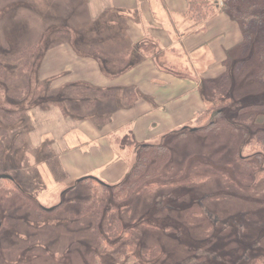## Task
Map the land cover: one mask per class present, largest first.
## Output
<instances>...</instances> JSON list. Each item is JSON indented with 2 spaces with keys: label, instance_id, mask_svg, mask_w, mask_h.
I'll use <instances>...</instances> for the list:
<instances>
[{
  "label": "rangeland",
  "instance_id": "374dc122",
  "mask_svg": "<svg viewBox=\"0 0 264 264\" xmlns=\"http://www.w3.org/2000/svg\"><path fill=\"white\" fill-rule=\"evenodd\" d=\"M226 1L218 9L212 1L194 0L192 9L203 23L217 13L235 19L232 6L241 8L244 2ZM105 6V0H0V174L14 178L0 180V264H128L129 241L136 243L134 264H264V28L259 24L247 43L241 34L239 44L221 61L218 77L197 75L204 109L183 126L170 129L163 122L168 134H152L151 142L136 141L119 128L120 135L112 138L114 163L126 161L128 171L110 184L131 182L128 175L139 161L146 163L142 176L158 174L125 199L121 187L109 191L98 207L104 191L94 192L96 185L78 181L62 163L64 155L89 145L64 144L63 135L73 119H95L91 111L77 110L85 107L79 100L85 93L115 106H130L142 95L130 93L126 99L115 90L95 93L84 85L77 91L67 85L73 75L107 74L106 37L124 34L109 28L105 19L90 21L96 16L88 11L96 14ZM235 20L243 32L242 20ZM138 50L140 61L152 51ZM105 56L115 69L131 68L114 62L115 54ZM189 57L192 66L183 64L185 76L195 77L189 75L192 68H205L211 61ZM144 69L151 71L148 64ZM173 76V87L179 78L183 83V75ZM60 84L66 86L54 88ZM216 109L223 111L216 121L228 124L201 130L208 121L197 118ZM160 145L170 154L159 166L161 155L153 151ZM117 225L131 232L129 240L112 236ZM154 247L159 252L148 256Z\"/></svg>",
  "mask_w": 264,
  "mask_h": 264
},
{
  "label": "crops",
  "instance_id": "0c3cea01",
  "mask_svg": "<svg viewBox=\"0 0 264 264\" xmlns=\"http://www.w3.org/2000/svg\"><path fill=\"white\" fill-rule=\"evenodd\" d=\"M105 1L106 6L100 7L99 13L91 11L90 14L88 11L89 16L92 14L96 16V18L91 16L90 21L95 19V22L98 20L103 22L105 19L109 28H115L117 33L124 34L120 39L116 36L114 46L111 45L114 40L110 34L106 37L108 44L104 47L105 55L115 54L116 60L117 57L121 59L114 62L131 64V68H127L126 72L124 69H115L110 65V59L104 55L103 62L107 64L105 67L107 74L73 75L74 80L72 76L67 78V85H71L76 91L79 86L84 85L87 90L95 89V93L104 89L115 90L126 99L130 93L142 95L130 106L128 102L126 105L115 106L113 101L100 102L98 96L87 97V93L82 95L84 99L79 100L85 101V107L77 110L81 113L91 111L95 119L80 116L81 119L70 121L73 122V126L65 131L62 143L89 146L64 155L62 163L73 177L79 179L92 174L110 184L120 181L128 171L126 161L114 163L117 152L112 138L120 135L119 128H125V134L136 141L151 142L149 139L152 134L165 133L163 122L169 123L170 129L183 126L196 111L204 109V101L198 89L201 84L197 75L218 77L221 61L225 60L227 53L239 44L243 32L239 23L227 13H217L206 19L205 24L190 19L187 0ZM99 30L103 31L102 28ZM75 35L80 37L78 34ZM144 47L152 49L151 55L140 61L138 49ZM221 53H224V56H221ZM189 56L192 59L196 56L204 59L207 56L211 60L205 68L203 64L199 67L200 63L193 62L195 67L201 69L192 68V74L189 75H195L196 78L185 76L188 74L183 73L186 71L183 64L192 66ZM147 64L151 71H143ZM176 66H180L182 72L176 71ZM145 75L148 77L143 83ZM173 75H183V83L179 78V82L173 87V79L176 80ZM64 86L66 84L56 85L54 88L61 90ZM193 99L197 100V104H193ZM183 112L189 116L185 118ZM144 119H148L150 124L154 125V130H148L150 124L144 123ZM139 123L143 124L141 128ZM83 151L89 153L84 155Z\"/></svg>",
  "mask_w": 264,
  "mask_h": 264
},
{
  "label": "trees",
  "instance_id": "16d2710c",
  "mask_svg": "<svg viewBox=\"0 0 264 264\" xmlns=\"http://www.w3.org/2000/svg\"><path fill=\"white\" fill-rule=\"evenodd\" d=\"M187 1H188V5H189L188 12H189L190 18L191 19L194 18L193 20H195L196 22H198L197 21V19H198V20H200L198 23L205 24V22L203 23V19L202 18H200V17L197 18L198 17L197 11L195 9H192L196 5V2H194V0H187ZM189 1L191 3V7H190ZM208 1H212V3H214V4L216 3L215 7L219 9L218 2L213 1V0H208ZM242 1L244 2V3H242L243 6L241 8H238V7L236 8L237 5L232 6V7L236 8L237 10L232 8L230 14L233 17H235V19L242 20L241 22H242L243 34H244V39H243L242 43H247V42L251 41V37H252L253 31H255L258 28L259 24H261L262 28H264V0H258L257 2L252 3V4L248 3L246 0H242ZM227 2L228 1L224 2V5L227 6ZM192 5H193V7H192ZM199 8H201V5L198 6V9ZM67 28H71L72 29L71 26H67ZM72 31L74 33L80 32V31H77L75 29L74 30L72 29ZM80 37H82V36H80ZM215 98H216V100L219 99V95L214 94V99ZM224 100L228 101L229 98L226 97ZM214 104H216V101H215ZM214 104H212V105H214ZM220 116H223V111L221 109H218V110L216 109L215 111H210L207 114L206 113L202 114L200 117L197 118V121L198 120L199 121H206V122L208 121V124L205 127H203L201 130H203V129H214V130H216V129H220L222 127H225L226 126L225 124H228V122L227 123L223 122L224 124L221 123V122L218 123L216 121V119H215L216 117H220ZM207 117H209L210 119H207ZM223 119H225V118H223ZM230 124H233V123H230ZM262 132L264 133V131H262ZM183 134H184V131L180 135L183 136ZM256 140H257V135L254 136V141H252L251 144H253ZM261 143L264 144V136H263V139H262ZM144 146H147L148 148L150 147L149 145H144ZM154 148H156V149L153 152L154 153L157 152L158 154L161 155V158L159 159V162H158L159 166H160L162 163L164 164L165 161L168 160L170 153H169L168 148L165 145H160V146L154 147ZM146 159H149V157H146ZM145 168H146V163H142L141 161H139L137 166H135L130 171V173L128 175V178L129 179H133V180H131V182H128L127 184L124 183L122 185H118L117 184V185L113 186L111 184L100 183L99 181H97V180H95L93 178H88V179L83 180V181L89 182L90 185H91V188L93 187V184L96 185L97 186L95 188L96 191L93 190L94 192L99 193L100 189H102L104 191L102 194L99 193L101 195L100 196V201L102 200V203L99 202V206L98 207H101V204L103 205V198L106 197V195L109 194V191H111V190L115 191V190H117L118 188L121 187L120 190H122L124 192L120 196H122L121 197L122 199H125V198L130 196V194L132 193V189L134 187H136L137 185L148 181L151 177L157 176V174H158L157 172L158 171L153 173V174H150V175L147 174V175L142 176L143 175V171L145 170ZM1 179H5V178H0V180ZM8 180H10V179H8ZM96 195H97V197H99L98 194H96ZM118 208H119V205H117V204H115L113 206L114 210H117ZM130 234H131V232L128 229L123 230L122 227L120 228V226H118V225L114 226V228L112 230V236H114L116 238H123V239L129 240L130 239ZM116 235H121V236H116ZM105 245L108 248V243L106 241H104V246ZM109 246L115 247V243H111ZM135 246H136L135 241L134 242L129 241L128 246H127V252L129 253L128 261H127L128 264H134L136 262V256L134 254ZM157 248L158 247H154L153 249H151V250H154L155 253L152 252L150 254L149 253L150 251H149L148 252V256H150V255L152 256V255L157 254L159 252ZM146 255H147V253H146ZM152 258H154V256Z\"/></svg>",
  "mask_w": 264,
  "mask_h": 264
},
{
  "label": "water",
  "instance_id": "95a60500",
  "mask_svg": "<svg viewBox=\"0 0 264 264\" xmlns=\"http://www.w3.org/2000/svg\"><path fill=\"white\" fill-rule=\"evenodd\" d=\"M195 130H197L196 127L193 128V131H195ZM0 178H5V179L14 180V178L12 177V175H10V174H6V173H5V174H0ZM88 178H93V179H95V180H97V181H99L100 183H103V184H109V183H107V182H105V181L99 179L98 177H96V176H94V175H85V176H82V177H80V178L78 179V181H83V180H86V179H88ZM55 208H56V207L54 206V207H52V208H50V209H48V210H54Z\"/></svg>",
  "mask_w": 264,
  "mask_h": 264
},
{
  "label": "built area",
  "instance_id": "2783aa9c",
  "mask_svg": "<svg viewBox=\"0 0 264 264\" xmlns=\"http://www.w3.org/2000/svg\"><path fill=\"white\" fill-rule=\"evenodd\" d=\"M213 1L218 2V4H220V5L224 3L223 0H213Z\"/></svg>",
  "mask_w": 264,
  "mask_h": 264
}]
</instances>
